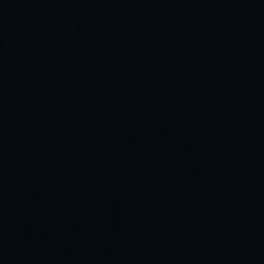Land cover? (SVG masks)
I'll use <instances>...</instances> for the list:
<instances>
[{
	"label": "water",
	"instance_id": "water-1",
	"mask_svg": "<svg viewBox=\"0 0 264 264\" xmlns=\"http://www.w3.org/2000/svg\"><path fill=\"white\" fill-rule=\"evenodd\" d=\"M0 264H264V0H0Z\"/></svg>",
	"mask_w": 264,
	"mask_h": 264
}]
</instances>
